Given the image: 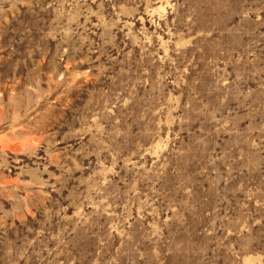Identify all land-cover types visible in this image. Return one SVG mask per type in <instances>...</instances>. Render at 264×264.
<instances>
[{"label": "rangeland", "instance_id": "1", "mask_svg": "<svg viewBox=\"0 0 264 264\" xmlns=\"http://www.w3.org/2000/svg\"><path fill=\"white\" fill-rule=\"evenodd\" d=\"M0 264H264V0H0Z\"/></svg>", "mask_w": 264, "mask_h": 264}]
</instances>
